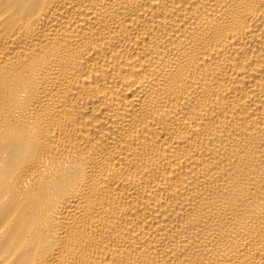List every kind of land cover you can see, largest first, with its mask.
Instances as JSON below:
<instances>
[{"label": "bare ground", "instance_id": "bare-ground-1", "mask_svg": "<svg viewBox=\"0 0 264 264\" xmlns=\"http://www.w3.org/2000/svg\"><path fill=\"white\" fill-rule=\"evenodd\" d=\"M0 264H264V0H0Z\"/></svg>", "mask_w": 264, "mask_h": 264}]
</instances>
